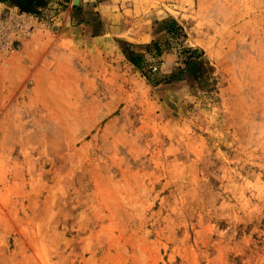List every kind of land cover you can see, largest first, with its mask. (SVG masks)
Segmentation results:
<instances>
[{"label":"rangeland","instance_id":"obj_1","mask_svg":"<svg viewBox=\"0 0 264 264\" xmlns=\"http://www.w3.org/2000/svg\"><path fill=\"white\" fill-rule=\"evenodd\" d=\"M31 1L0 0V264H264V0Z\"/></svg>","mask_w":264,"mask_h":264},{"label":"trees","instance_id":"obj_2","mask_svg":"<svg viewBox=\"0 0 264 264\" xmlns=\"http://www.w3.org/2000/svg\"><path fill=\"white\" fill-rule=\"evenodd\" d=\"M22 1L23 3H26L27 1H29L28 3H32L31 0H19ZM164 28L167 31V33L172 34L173 37H176L178 35V33L181 31V27L177 25V23L175 21H170V22H163ZM150 46L153 48L154 54L155 55H161V53L165 50L164 45H161L159 42L157 41H153L151 42ZM135 46L133 44L130 43H123L122 46V53L125 56V58L136 68H138L141 73H144L145 71V65L144 62L142 61V56L139 55L138 53H136L134 51ZM191 51V50H188ZM195 53V50L191 51V55ZM148 76V75H147ZM147 78L150 79V77L148 76Z\"/></svg>","mask_w":264,"mask_h":264}]
</instances>
